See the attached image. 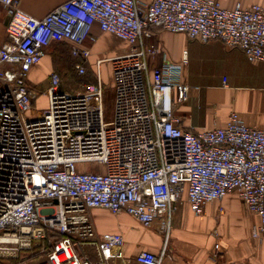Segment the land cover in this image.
Returning <instances> with one entry per match:
<instances>
[{"label": "built area", "instance_id": "2783aa9c", "mask_svg": "<svg viewBox=\"0 0 264 264\" xmlns=\"http://www.w3.org/2000/svg\"><path fill=\"white\" fill-rule=\"evenodd\" d=\"M9 16L0 46V264L4 253L41 242L34 262L16 264H113L124 259L121 234H98L92 208L124 212L166 238L178 202L196 215L205 205L236 192L260 222L264 236V128L232 112L224 126L183 128L175 114L189 99L180 62L165 60L150 70L145 39L160 26L190 39H218L252 62L264 61V5L232 8L218 0H67L43 18L0 0ZM116 35L129 48L107 59L112 69L113 119L105 118L100 72L84 91L60 90L52 74L48 108L36 113L38 97L27 80L31 68L55 41H67L87 71L85 45L92 27ZM105 60L97 62L98 67ZM216 244V249L219 248ZM160 254H138L140 264H162Z\"/></svg>", "mask_w": 264, "mask_h": 264}, {"label": "crops", "instance_id": "0c3cea01", "mask_svg": "<svg viewBox=\"0 0 264 264\" xmlns=\"http://www.w3.org/2000/svg\"><path fill=\"white\" fill-rule=\"evenodd\" d=\"M65 1L19 0V5L30 15L43 18ZM138 1L147 7L152 0ZM218 1L227 8L237 2L245 7L264 5V0ZM8 22L7 11L0 4V46L7 40ZM150 30L152 36L145 39L146 46L159 50L157 55L148 56L150 70L160 67L165 60L180 62L187 52L182 81L190 87L189 99L178 104L175 110L183 128L202 130L224 126L232 112H237L246 124L264 128V61L252 62L242 50L228 49L218 39L200 42L160 26H152ZM90 37L94 40L89 38L85 45L91 48V60L100 57L108 62V58L129 48L126 41L104 32L97 24L92 27ZM66 45L71 46L67 41L53 42L42 60L31 68L27 80L37 92V99L44 93L49 102L51 84L45 86L44 80L48 78L52 83V74H58L53 60L63 55L61 48ZM102 64L97 66V71L95 66L91 68L95 76L100 72L101 79ZM37 99L35 112L46 110L48 106L36 108ZM90 214L100 236L121 234L124 237L125 257L113 264H140L138 254L144 251L160 254L164 246L162 264H264V236L260 241L252 233L260 218L247 210L236 192L206 204L200 215L192 211L185 198L178 202L168 238L156 226H145L124 212L113 213L99 207L91 209ZM216 244L220 245L218 249Z\"/></svg>", "mask_w": 264, "mask_h": 264}, {"label": "rangeland", "instance_id": "374dc122", "mask_svg": "<svg viewBox=\"0 0 264 264\" xmlns=\"http://www.w3.org/2000/svg\"><path fill=\"white\" fill-rule=\"evenodd\" d=\"M116 36V35H115ZM62 51L63 55L60 58H54V69L60 75V90L66 93H76L79 91H84L87 89L88 85L91 83L97 82V77L94 75L91 68L95 66L97 69V60H101L100 57L96 60H91L88 62L89 72L85 76L78 75L75 65L79 61L75 55L71 52V46H63ZM102 81L104 83L105 90V118L107 121L113 119L114 115V93L112 88V71L109 62L104 61L102 64ZM42 77V75H41ZM44 85L48 86L51 84V81L48 78H45ZM33 81V80H32ZM34 83V81L32 82ZM48 106V98L43 93L36 101V108H46ZM253 229V228H252ZM253 233V232H252ZM42 251L41 242L35 241L30 249H21L19 251H9L4 253L3 263L4 264H16L20 260L27 259L31 262H34L40 256L39 252Z\"/></svg>", "mask_w": 264, "mask_h": 264}, {"label": "trees", "instance_id": "16d2710c", "mask_svg": "<svg viewBox=\"0 0 264 264\" xmlns=\"http://www.w3.org/2000/svg\"><path fill=\"white\" fill-rule=\"evenodd\" d=\"M88 74V72L87 73H85L84 75H80V76H85V75H87ZM59 75V74H58ZM59 77H60V75H59ZM60 79H61V77H60Z\"/></svg>", "mask_w": 264, "mask_h": 264}, {"label": "bare ground", "instance_id": "6f19581e", "mask_svg": "<svg viewBox=\"0 0 264 264\" xmlns=\"http://www.w3.org/2000/svg\"><path fill=\"white\" fill-rule=\"evenodd\" d=\"M96 208H99V207H96ZM93 209V208H92Z\"/></svg>", "mask_w": 264, "mask_h": 264}]
</instances>
